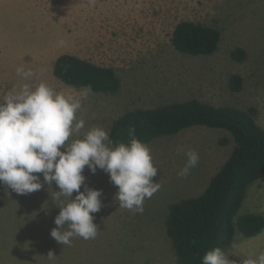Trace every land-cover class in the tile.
<instances>
[{
    "label": "rangeland",
    "instance_id": "374dc122",
    "mask_svg": "<svg viewBox=\"0 0 264 264\" xmlns=\"http://www.w3.org/2000/svg\"><path fill=\"white\" fill-rule=\"evenodd\" d=\"M182 20L218 28L219 49L206 56L176 50L171 37ZM236 48L246 51L245 60L233 58ZM63 53L112 67L120 90L85 95L84 89L65 84L53 73V63ZM20 66L34 76L25 80L16 72ZM234 74L243 78L239 91L230 86ZM40 82L82 100L77 115L84 118L85 129L80 138L93 126L110 133L114 120L129 110L192 98L253 108L264 128V0H0V101L14 88ZM146 145L161 187L145 199L143 213L120 208L113 201L118 189L109 175L99 168L93 174L85 166V183L102 190L103 206L93 214L98 235L90 240L75 237L71 246L50 235L57 227L56 205L69 202L63 196L53 199L59 190L55 183H44L27 195L0 184V264H177L166 231L169 206L202 194L235 140L224 129L195 126ZM188 149L198 151L199 163L180 177ZM242 209L264 214V176L250 186ZM245 241L238 238L226 252L236 264L250 253L264 252V234L254 239L257 251ZM50 250L56 254L54 261L47 258Z\"/></svg>",
    "mask_w": 264,
    "mask_h": 264
},
{
    "label": "clouds",
    "instance_id": "9594fccd",
    "mask_svg": "<svg viewBox=\"0 0 264 264\" xmlns=\"http://www.w3.org/2000/svg\"><path fill=\"white\" fill-rule=\"evenodd\" d=\"M16 72L25 80L34 76L31 69L22 66ZM91 91L89 86L85 95ZM81 109L80 98L58 92L45 82L14 88L0 101V184L17 195H27L41 190L44 183H55L59 190L53 199L63 196L69 202L56 205L60 209L54 218L57 227L50 235L57 243L69 246L75 237L90 240L98 235L93 214L103 206L102 190L85 183V166L93 174L98 168L107 173L118 189L113 201L134 213H143L145 199L161 187L154 179L159 169L149 147L134 135L130 143L113 144L104 127L93 126L80 138L85 129L84 118L77 115ZM177 150L183 151V146ZM185 156L177 173L180 177H187L200 159L195 149H188ZM228 256L214 247L202 257V264H236ZM47 258L54 261L56 254L50 250ZM241 264H264V252L250 253Z\"/></svg>",
    "mask_w": 264,
    "mask_h": 264
},
{
    "label": "trees",
    "instance_id": "16d2710c",
    "mask_svg": "<svg viewBox=\"0 0 264 264\" xmlns=\"http://www.w3.org/2000/svg\"><path fill=\"white\" fill-rule=\"evenodd\" d=\"M221 39L218 28L190 20L178 22L171 37L176 50L192 56L215 53ZM232 56L243 61L247 53L236 48ZM53 73L65 84L84 90L90 86L94 93H116L121 88V80L112 67L70 53L56 58ZM230 86L234 91L241 90L242 76L232 75ZM255 115L253 108L217 106L192 98L136 108L114 120L109 133L113 144L130 143L133 135L148 144L195 126L224 129L235 140L231 154L203 193L169 206L166 231L177 264H202V257L214 247L226 254L238 238L256 237L264 231V214L242 209L250 186L264 176V128Z\"/></svg>",
    "mask_w": 264,
    "mask_h": 264
},
{
    "label": "crops",
    "instance_id": "0c3cea01",
    "mask_svg": "<svg viewBox=\"0 0 264 264\" xmlns=\"http://www.w3.org/2000/svg\"><path fill=\"white\" fill-rule=\"evenodd\" d=\"M262 234H264V231L261 234H259L258 236H256V237L244 238V239H246V241L244 242V245L246 247H248L249 249H255V251H257L258 245H257V243H255L254 239H256L257 237L261 236ZM245 250H246V248H245ZM246 251H248V250H246Z\"/></svg>",
    "mask_w": 264,
    "mask_h": 264
}]
</instances>
